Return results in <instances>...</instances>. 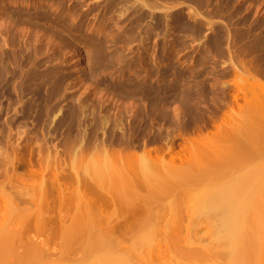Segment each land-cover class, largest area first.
Segmentation results:
<instances>
[{"label":"rangeland","instance_id":"rangeland-1","mask_svg":"<svg viewBox=\"0 0 264 264\" xmlns=\"http://www.w3.org/2000/svg\"><path fill=\"white\" fill-rule=\"evenodd\" d=\"M219 26L230 33L231 47L216 51L217 44L210 46L212 55L206 47L207 37L212 43L220 33ZM262 41L264 0H121L114 4L110 0H0V224L6 222V230L15 227L0 250V261L92 264L120 255L130 264H198L201 259L196 252L203 250L211 252L212 260L222 261L219 250L225 244L214 239V228L205 215L175 211L185 191L158 195L159 204L153 209L156 221L146 226L151 217L110 202L108 191L112 190L106 185V172L99 180L92 171L86 175L85 165L92 156L106 160L104 154H92L97 142L122 146L119 137L125 129L126 139L139 144L137 151L143 148V141L148 147L167 149L173 141L184 139L186 156L175 161L182 169L169 177L201 176L199 167L213 168L217 162L211 156L216 146L232 143L221 135L223 113L239 104L224 103L226 110L215 119L216 101L203 84L204 68H213L221 80H231L232 71H225L230 54L264 68ZM157 68L164 71L161 78H157ZM260 70L256 71L262 75L264 70ZM238 92L242 108L264 104V95L257 88L247 94L248 103L244 93ZM156 98L160 103L169 100L171 107L180 106L181 120L170 122L157 108L152 113L139 110L142 103L152 106ZM129 103H136L137 116L125 109ZM122 109L127 112L123 114ZM118 110L122 128L114 129ZM254 115L247 112L245 120L231 116L224 126H242L246 120H254ZM106 117L109 121L102 126ZM198 126L202 144L190 150L187 137ZM83 133L85 157L78 152ZM206 141L212 147L204 146ZM202 149L211 155L207 162L204 154H197ZM254 150L225 167L239 166L236 172L245 171L260 159L252 155ZM14 154L21 159L17 167L12 162ZM170 156L166 151V157ZM74 169L80 174L82 189H87L82 198L64 202L61 224L78 221L69 230L60 227L54 184L58 186L55 173L60 170L64 194L72 193L78 183ZM43 172L47 192L41 188ZM141 185L137 180L143 192ZM45 200L49 208L43 205ZM167 202L174 203L171 209ZM172 215L179 218L178 224H165ZM45 219L49 224L43 225Z\"/></svg>","mask_w":264,"mask_h":264},{"label":"bare ground","instance_id":"bare-ground-1","mask_svg":"<svg viewBox=\"0 0 264 264\" xmlns=\"http://www.w3.org/2000/svg\"><path fill=\"white\" fill-rule=\"evenodd\" d=\"M119 1L121 0H110L111 4L117 3ZM122 1L130 2V0H122ZM190 13L196 15V12L192 10H190ZM208 25L210 26L211 29L214 28L213 21H210ZM219 27H221L220 33L216 36L214 35V37L212 38V43L208 40L207 37L206 47L208 48V53L212 55L214 53H212V48L209 49L210 46L213 47L215 46V44H217V47H215L216 51H220L223 49L229 51L231 47L230 33L225 27L223 26H219ZM244 29L246 30V33L249 31L247 28ZM261 43L260 44L263 45L262 47H264V42L262 41ZM256 44H258V42ZM228 62H229L228 63L229 67L226 66V68L228 69H226L225 71L226 72L232 71L233 77H231V80H221V77L215 74V72H212L213 68L211 69L204 68L205 75L203 76V80H202L205 89L207 88L206 92L208 93L209 97H212L215 101L218 99V97L216 96L218 91L223 92L228 89H233V91L235 90V92L234 94L232 93V95H230L231 97L227 102L234 103L236 101L239 104V107L232 108V112H230L227 109L228 111L223 113L224 120L221 119L222 121L220 122L221 125L222 123L225 122L223 126L220 127L222 128L221 135L225 138H228L232 143L227 146L224 144H220L219 146H216L217 149L215 153L214 152L212 153L213 154L212 156L209 155L210 153L208 151H205L203 149L197 152V154H204L206 156L205 158L206 162L208 161L207 156H211L212 157L211 159H214L217 162V165H215L211 169L206 167H199L198 169L199 172L201 171L200 172L201 176L187 173L186 175L177 178L169 177L170 173H176V171L182 169V167L180 166L178 167L175 165V161L176 159H182L183 156H186L185 153L187 150L185 151V149L187 148L185 149L181 148L180 150L176 151L174 150V147L171 146L172 144L169 145L170 143L168 144L169 146L167 147V149H164L161 146L148 147L146 146V143L143 141L144 143L143 148L140 151H137L136 147L139 144H137L134 141H132L134 143L128 141V138L126 139V133H125L127 132V130L125 131V129H122L123 130L121 132L122 134L119 137L120 141L122 142V146L116 148L115 147L116 145L114 146V144L113 145L107 144L104 142V140L97 142L95 144L92 154L95 153L104 154L106 156V160L92 156L91 158H89L88 162L85 165V172L86 175H89V173L92 171V173L99 180H102L105 177V172H106V181H107L106 185L109 187V190H112V191H108L109 192L108 194H110L111 196V197L109 196L110 199L108 198V200L110 202L113 201L125 207L127 210L133 212L143 211L146 217H151L152 220L146 226H150V224L155 223L154 221H156L155 215H153L155 214L154 213L155 211L153 209L157 204H159V202H157L156 200L158 195L159 196L168 195L169 193H171V191H179V192L185 191L186 196L183 199L182 203L177 202L175 204L174 206L175 211L182 212V210L185 209L192 213L194 212L200 215H205L206 219L209 220V224L212 225V227L214 228L213 229L215 233L214 239L217 242L220 243L223 242V244H225V247L219 250L220 255L222 256L223 259L224 256H226L225 260L223 259L222 261L219 259L212 260L211 252L207 250H203L202 252H196V254H198L199 258L201 259L200 261H198V264H264V104L261 105L256 104V106L254 107L253 105L251 106L250 104L245 106V108H242L244 107L243 106L244 104H242L241 102L242 97L240 99L239 97L240 94H238L239 93L238 90L242 91L244 93V100L246 101L248 100L247 94L252 90V88H257L261 90L262 94L264 95V73L260 75V73L257 72L260 69L264 70V68L259 69L254 64H252V62L246 60L243 56L236 57L233 54L229 55ZM261 71L262 70H260V72ZM155 72L157 78L159 77V75L164 73V71H162L161 68H157ZM210 72L212 73L211 75H209ZM242 82L244 84H242ZM225 97L226 94L224 93L222 99L226 103ZM159 101L160 100L157 99L152 103H150L152 104V106H149V104L146 106V103H142V105L139 103L142 106V108L140 107L139 110L144 109L152 113L151 111L157 108L161 110L164 115H166V117L169 119L170 122L181 120L180 115L183 112H181L180 106L174 105L173 107H171L168 103L169 100L162 101V103H160ZM158 105L160 107H157ZM136 107H137L136 103H129L128 105L125 106V109L134 116H137L139 110H137L136 112ZM119 108L121 107L119 106ZM85 109H86L85 105H82L83 114H85ZM126 110L124 112V109H122L123 111L122 113L123 114L126 113L127 112ZM246 111L255 113L254 120L251 119H249V121L246 120L247 122H244L242 126L240 124L235 126L234 125L224 126L225 124H227L226 121L229 122L228 120H231V116L234 117V119L235 118L238 119L239 117V118H243L242 120H245L247 118L245 116L247 115ZM119 112L120 110H118L116 115V119H115L116 122L114 129L122 128L121 126L122 116L120 115L121 112L120 113ZM226 118H228V120H226ZM108 121H109L108 117L103 118L102 126L105 124V122L107 125ZM81 128H83L84 130V127ZM196 130L197 132L194 133L191 137H187L188 138L187 145L189 146L190 150H193L194 147L200 145L199 143H201L202 141L200 139L202 133L201 132H200L201 134L199 133V131H201V127L198 126L194 128V131ZM79 136H80V132H79ZM85 136H86L85 133H83L81 135V139L78 138L81 140V144L79 146L80 150L78 151L80 153L78 154L81 157H85L84 156L85 152L83 150ZM168 139H170V137ZM204 146L212 147V144L210 142L207 143L206 141V144ZM17 147L18 146L14 147V151L16 150V152H17ZM225 148L227 150H225ZM250 149H255L252 155L256 157L260 156V159L255 161V163L249 166L245 171L236 172L240 168L239 166L229 165L225 167V165L227 164H233L235 162L241 161V157H240L241 154L245 153L247 150ZM166 151L170 152L171 154L169 158L166 157ZM233 156H236L235 160H233ZM156 159H159V162L156 163L154 161ZM40 160L41 157H39V159L37 160L38 163H41ZM196 161L199 160L196 159ZM12 162L14 166L20 165L21 159L16 154H14V156L12 157ZM183 169L189 170V168H183ZM128 170H130L131 174L128 173ZM60 173H61L60 170L55 173L58 186L57 185L55 186L54 180L52 181L54 187L57 189L58 192L56 205L60 211L59 221L61 224L64 221V215H65V213L62 212L64 202L71 200L73 197H76L78 199L82 198L86 193L87 187L82 189L83 187L82 184L81 185L79 184L81 179L80 174L77 170L74 169V175L78 183L74 191L71 190L73 191L72 193L64 194V187L61 186V183L59 181ZM45 180L46 178L43 172L42 180H41V188L43 189L44 192H47L48 187L46 185ZM137 180L142 181V185L140 187H142V189L145 191L140 192V189L137 186ZM129 194L131 195V197L129 199H126L127 195ZM102 199H107V198L103 197ZM43 205H45L47 208L50 207L48 200H45V202H43ZM165 205L168 206L169 209H171L174 203L172 204L171 202H167L165 203ZM178 220L179 218L177 216L172 215L165 220L166 221L165 224L170 225L173 222L174 225H177ZM47 223L49 224V219H45L43 225H46ZM77 223L78 221L75 219L73 224H71L70 226L61 224L60 227L61 228L66 227L67 229L71 230V228L78 225ZM7 226L8 225L6 224V222L4 223V225L0 224V250L3 246L7 244L6 241L10 238L11 230H14L13 228H15V227H11L12 229L6 230ZM18 229L19 231H21L20 230L22 229L21 225L19 226ZM175 230L176 229H173L171 233H173ZM34 252L38 254L37 247L34 248ZM0 264H5V263L3 261H0ZM92 264H130V263L119 255V256H109L107 259L105 258L100 263H92Z\"/></svg>","mask_w":264,"mask_h":264},{"label":"flooded vegetation","instance_id":"flooded-vegetation-1","mask_svg":"<svg viewBox=\"0 0 264 264\" xmlns=\"http://www.w3.org/2000/svg\"><path fill=\"white\" fill-rule=\"evenodd\" d=\"M234 92H235V90L233 91V89H228V90L223 91V92L222 91H218V93L216 94V96L218 97V99L216 100V104L214 106L215 111H214V114H213V116L215 117V119H217L218 117H221L222 116V111L223 110H226V107L223 106L224 103H225L224 100L222 99L223 94L224 93L226 94V97L225 98L227 100L226 99L225 100H226V103H227V101L231 97L230 95H232V93H234ZM207 116H210V114L208 113ZM171 141H173V138H172ZM173 142H174V144H172V145L170 144V145L173 146L175 150H178L180 148H185L186 147V145L182 144V142H184V139L177 140V141H173Z\"/></svg>","mask_w":264,"mask_h":264}]
</instances>
